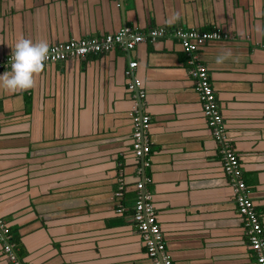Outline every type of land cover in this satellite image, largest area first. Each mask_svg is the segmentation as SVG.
<instances>
[{
    "label": "crops",
    "instance_id": "crops-1",
    "mask_svg": "<svg viewBox=\"0 0 264 264\" xmlns=\"http://www.w3.org/2000/svg\"><path fill=\"white\" fill-rule=\"evenodd\" d=\"M124 28L167 35L45 63L27 89L0 84V214L17 259L151 264L130 218L143 182L173 264H256L187 55L168 34L226 36L197 58L264 235V0H0V58L20 38L50 47ZM136 114L150 120L143 162L132 150ZM0 264H12L1 244Z\"/></svg>",
    "mask_w": 264,
    "mask_h": 264
},
{
    "label": "built area",
    "instance_id": "built-area-1",
    "mask_svg": "<svg viewBox=\"0 0 264 264\" xmlns=\"http://www.w3.org/2000/svg\"><path fill=\"white\" fill-rule=\"evenodd\" d=\"M167 34L163 28L151 29L148 32H134L129 28H124L114 34H105L97 37H86L79 40H71L65 43L55 44L48 47V52L43 60L45 63H56L67 60H79L91 55L107 53L120 46L126 50L133 49L142 42H154L165 37ZM170 38L177 40L185 54L187 55L188 74L195 83V89L201 103L203 115L221 147L224 172L229 178L235 196L238 214L244 219L248 249L252 252L256 264H264V235L260 223L259 215L248 197L247 187L241 178L239 161L231 145L226 141L222 119L217 107L215 94L213 92L207 68L198 60V49L209 41L226 38L218 31L198 32L195 30H176L168 34ZM11 54L0 58V71L11 69ZM135 61L129 63L130 71L126 73L131 76V70L136 66ZM129 89L136 92L138 99L144 97V92L140 89L141 83L132 76ZM132 150L137 159L144 158L149 151L147 139V129L149 127V117L146 115H133ZM121 189V188H120ZM136 199L133 205L132 216L130 217L141 236L151 264H173L168 256L165 241L161 234L159 225L149 202L148 195L145 194L143 182L135 186ZM121 196L120 192L116 193ZM123 211L119 206L118 213ZM0 244L3 253L12 264H30L20 262L15 253V244L5 220L0 214Z\"/></svg>",
    "mask_w": 264,
    "mask_h": 264
},
{
    "label": "clouds",
    "instance_id": "clouds-1",
    "mask_svg": "<svg viewBox=\"0 0 264 264\" xmlns=\"http://www.w3.org/2000/svg\"><path fill=\"white\" fill-rule=\"evenodd\" d=\"M47 52L46 41L18 39L11 51L10 72L0 74V84L13 91L29 88L33 83V75L41 71Z\"/></svg>",
    "mask_w": 264,
    "mask_h": 264
},
{
    "label": "trees",
    "instance_id": "trees-1",
    "mask_svg": "<svg viewBox=\"0 0 264 264\" xmlns=\"http://www.w3.org/2000/svg\"><path fill=\"white\" fill-rule=\"evenodd\" d=\"M132 212H133V210L131 211L130 217L132 216ZM12 239H14V237H13ZM14 240H15V239H14Z\"/></svg>",
    "mask_w": 264,
    "mask_h": 264
},
{
    "label": "water",
    "instance_id": "water-1",
    "mask_svg": "<svg viewBox=\"0 0 264 264\" xmlns=\"http://www.w3.org/2000/svg\"><path fill=\"white\" fill-rule=\"evenodd\" d=\"M139 101H140V99H139ZM141 161L143 162V158H141Z\"/></svg>",
    "mask_w": 264,
    "mask_h": 264
}]
</instances>
